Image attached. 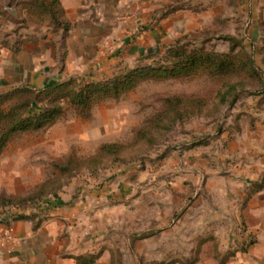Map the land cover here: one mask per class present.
Segmentation results:
<instances>
[{
  "label": "rangeland",
  "instance_id": "obj_1",
  "mask_svg": "<svg viewBox=\"0 0 264 264\" xmlns=\"http://www.w3.org/2000/svg\"><path fill=\"white\" fill-rule=\"evenodd\" d=\"M48 12L41 0H0V109L19 117L32 100L53 104L38 91L41 76L111 80L171 65L172 46L231 65L220 75L150 74L119 97L82 112L65 101L54 123L12 132L0 150V220L37 229L77 205L54 264H196L202 254L224 264L245 251L254 238L236 220L259 188L248 179L264 177V0H126L122 37H90L81 51L91 58L73 65L61 31L42 37L55 28ZM39 39L53 45V62L41 58L32 74L33 60L18 53ZM176 96L202 104L191 115L167 110ZM10 125L3 115L0 132Z\"/></svg>",
  "mask_w": 264,
  "mask_h": 264
},
{
  "label": "crops",
  "instance_id": "obj_2",
  "mask_svg": "<svg viewBox=\"0 0 264 264\" xmlns=\"http://www.w3.org/2000/svg\"><path fill=\"white\" fill-rule=\"evenodd\" d=\"M60 2L65 19L70 24L68 32L62 28L48 27L47 31L42 33V37H49L47 38L49 40L55 33L57 35L58 31H61L62 37H66L64 52L67 59H70L68 60L70 65L74 64L75 59L91 58V55L84 54L86 50L81 51V46L85 45L90 37H98L97 42L99 39L122 37L124 24L119 19V12L125 6L126 0H60ZM21 48L18 55L26 54L33 60L29 69L32 74L41 73L40 70H43L42 64H38L41 58L45 57L49 62H53L54 47L50 43L46 44L44 39L35 42L25 41ZM95 50L102 52L101 49ZM19 61L18 57L14 64L22 66ZM50 80L47 75L41 76L38 85L44 88L59 83L49 84ZM259 169L257 168V171ZM248 180L249 183L260 182L259 188L252 193L239 220L236 221L242 224L244 233L250 234L254 242L245 251H236L224 264H264V177L260 180L257 174ZM79 217L80 209L73 205L72 211H58L54 218H50L37 229H33L32 223L26 219H18L11 223L6 219L0 220V235L7 233L9 225L14 227L13 239L4 238L0 241V264H54L63 220L69 218L74 220ZM76 249L79 252V247ZM205 258L202 254L196 264H216L215 260ZM63 260L70 262L74 258L66 257Z\"/></svg>",
  "mask_w": 264,
  "mask_h": 264
},
{
  "label": "trees",
  "instance_id": "obj_3",
  "mask_svg": "<svg viewBox=\"0 0 264 264\" xmlns=\"http://www.w3.org/2000/svg\"><path fill=\"white\" fill-rule=\"evenodd\" d=\"M51 1L52 4H49L46 0H41L42 7H44L46 11H49L47 15L44 14L46 16L45 19L53 23L55 28H62L67 33L70 24L64 19V11L61 2L60 0ZM180 50L181 49H176L173 46L170 48L169 52L173 58H175V61L172 59L173 62L169 66L151 67L150 69L136 68L111 80L92 82L83 86L78 80L71 79L69 81L39 88V92H51L53 97L49 102L53 104L47 106L44 103L41 104L36 100H32L29 103V112L31 111L32 113H27L28 116L19 117L20 115L16 111L5 112V110L1 108L0 118H2L3 115H7L9 119H11V125L9 127L7 126L8 129H2V132H0V150L7 143L12 132L17 130L38 129L54 123L57 116L62 114L63 106L60 105L62 102L68 101L71 105H75L79 112H82L83 110L90 109L92 105L97 103L100 99L119 97L122 93L135 87L141 79H146L150 74L169 78L189 75L198 68H206L211 69L210 71L213 74L220 75L219 70H226L231 65L228 61L225 62L220 58V54L218 53H188L187 51ZM168 102L169 105L167 110H169V107H172L175 112L178 113L180 105H183L186 107L185 112L190 115L194 112L193 109L189 110L188 107H190V109L191 107L196 108L202 104L199 100L184 99V96H176L175 99H171Z\"/></svg>",
  "mask_w": 264,
  "mask_h": 264
},
{
  "label": "built area",
  "instance_id": "obj_4",
  "mask_svg": "<svg viewBox=\"0 0 264 264\" xmlns=\"http://www.w3.org/2000/svg\"><path fill=\"white\" fill-rule=\"evenodd\" d=\"M13 234H14V227L13 225H9L7 233L5 235H0V241L4 238L13 239Z\"/></svg>",
  "mask_w": 264,
  "mask_h": 264
}]
</instances>
